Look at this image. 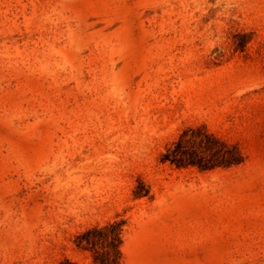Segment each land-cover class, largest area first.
<instances>
[{"label":"rangeland","instance_id":"rangeland-1","mask_svg":"<svg viewBox=\"0 0 264 264\" xmlns=\"http://www.w3.org/2000/svg\"><path fill=\"white\" fill-rule=\"evenodd\" d=\"M189 129L242 161L162 162ZM114 221L122 264H264V0H0V264Z\"/></svg>","mask_w":264,"mask_h":264},{"label":"trees","instance_id":"trees-1","mask_svg":"<svg viewBox=\"0 0 264 264\" xmlns=\"http://www.w3.org/2000/svg\"><path fill=\"white\" fill-rule=\"evenodd\" d=\"M188 132H195L198 133V136H201L197 143L190 141L191 139H186ZM195 144L201 148L200 151L194 150ZM205 152H209L208 154L212 155L214 159L204 156L202 153ZM161 160L177 168L191 166L196 167L199 171L211 170L217 166L228 167L242 161L241 155L235 146L228 145L206 132L191 129L180 135L178 140L166 150ZM121 237L122 223L114 221L103 227H93L84 231L77 235L75 243L77 247L92 252V264H122L120 254ZM61 264L76 263L64 260Z\"/></svg>","mask_w":264,"mask_h":264}]
</instances>
